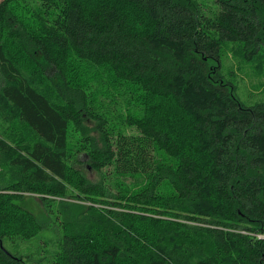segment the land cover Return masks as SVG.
<instances>
[{
	"label": "trees",
	"instance_id": "trees-1",
	"mask_svg": "<svg viewBox=\"0 0 264 264\" xmlns=\"http://www.w3.org/2000/svg\"><path fill=\"white\" fill-rule=\"evenodd\" d=\"M223 53L264 71V0H1L0 264H264V100Z\"/></svg>",
	"mask_w": 264,
	"mask_h": 264
},
{
	"label": "rangeland",
	"instance_id": "rangeland-1",
	"mask_svg": "<svg viewBox=\"0 0 264 264\" xmlns=\"http://www.w3.org/2000/svg\"><path fill=\"white\" fill-rule=\"evenodd\" d=\"M222 63L224 69H226L224 71L225 73L230 71V69H233L234 72H236L235 83L238 89L236 94L243 102L250 105L254 102L264 100V71L261 74L256 75L248 65L241 63L227 53L222 54ZM113 106H115L114 110H123L119 103L115 105L109 104L108 108L113 110ZM128 132L135 133V130L129 129ZM78 167L90 180L98 179L96 172L89 168L85 163L83 165L80 164ZM21 200L20 204L23 207L34 213L38 218L46 219L42 203L37 196L27 194L24 195ZM47 225V229L40 230L39 233L30 240H18L14 242L5 240L3 245L13 253L18 252L24 255L34 253L36 255L37 251L41 250L40 245L43 244V241L47 240L52 243V241L56 240L57 232L54 228L52 229V227L58 225L57 220L50 217Z\"/></svg>",
	"mask_w": 264,
	"mask_h": 264
}]
</instances>
